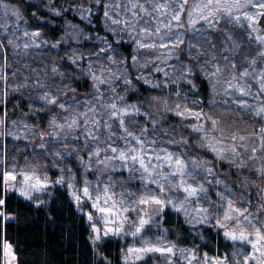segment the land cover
<instances>
[{
  "label": "trees",
  "instance_id": "16d2710c",
  "mask_svg": "<svg viewBox=\"0 0 264 264\" xmlns=\"http://www.w3.org/2000/svg\"><path fill=\"white\" fill-rule=\"evenodd\" d=\"M60 1L0 0L16 14V21L7 26L5 32H1L0 23V150L3 154L14 146L35 145L57 138L50 132L53 129L48 127L47 130V123L56 111L53 108L59 106L66 108L65 112H59L60 116L76 114L82 118L85 114L84 119L95 116L100 122L104 114L116 111L121 113L122 119L134 117L135 122L142 125L140 131L156 139L157 144L177 147L178 142L184 146L182 142H190L196 135L188 125L192 117L167 113L153 121L151 115L145 116L138 110L140 104L159 95L191 99L197 104L193 111L199 132L205 128L203 133H206L209 122L200 120L206 118H201L202 114L210 110L214 96L223 100L221 97L231 86L242 82L257 89L252 73L264 71V9L252 26L236 10L231 17L216 13L215 18L212 14L208 16L209 22L201 19L194 26L185 25L182 39L161 62L153 48L134 50L131 39L107 29L103 19L106 0H90L85 17L73 12L70 5L60 12L53 11ZM62 1L68 3V0ZM126 1L136 4V0ZM12 30L16 31L12 33L14 46L9 37ZM196 40L201 44L198 54L191 49ZM99 46L104 47L93 54L94 48ZM63 47L75 50L78 47L80 51L62 58L59 55ZM110 58L115 60L109 63ZM94 63L101 64L102 69L96 68ZM111 64L114 74L106 71ZM214 64V68L225 69L220 76L211 75L210 67ZM257 95L264 105V93L257 92ZM74 106H85L84 113ZM73 108L75 113H71ZM118 119L116 117L117 122ZM59 120L62 122L64 118ZM23 124L31 131L29 139L18 136L23 130L26 133ZM257 126V130H262L264 120ZM40 130H47L50 134L45 137L50 139L43 137ZM75 139L80 144L84 142L78 134ZM188 149L186 147V152ZM70 160L74 167L79 165V161ZM55 174L51 172L50 177ZM252 176L264 184V173L252 172ZM230 178L239 194L232 198L233 202L248 210L255 209L254 203L262 197L247 194L234 175ZM210 185L202 186L203 193L209 197L203 222L189 225L179 211L166 206L160 212L159 226L178 246L193 248L200 255L226 258L232 243L210 216L222 202ZM0 201H4L0 204V264H3V242L11 247L15 264H127L121 254L124 243L117 237H106L96 248L92 246L85 215L76 208L67 189L56 182L46 202L37 205L15 192H8L0 169ZM259 206H264V199Z\"/></svg>",
  "mask_w": 264,
  "mask_h": 264
},
{
  "label": "rangeland",
  "instance_id": "374dc122",
  "mask_svg": "<svg viewBox=\"0 0 264 264\" xmlns=\"http://www.w3.org/2000/svg\"><path fill=\"white\" fill-rule=\"evenodd\" d=\"M89 2L90 0H68L67 3L61 0L53 11L60 12L70 5L73 12L85 17ZM197 2L198 0H188V6L184 10H179L183 0L159 2L136 0V4L134 2L129 4L126 0L124 2L106 0L104 25L117 36L131 39L134 50L153 48L162 62L168 57H165V54L174 49L176 42L182 39L185 25L194 26L201 20V14L206 17L211 15L210 11L203 8L193 9L191 6ZM202 2L206 3L207 0ZM259 3L264 1L253 0V4ZM236 11L242 18L245 15L256 17V21L262 9L250 5ZM105 12L108 16H105ZM177 12L181 16L179 22L171 19L173 13ZM15 17L13 8L0 3L1 32L2 30L5 32L7 26L16 21ZM114 20L119 23H113ZM255 21H249L250 25H254ZM142 29H147V32ZM15 32L12 30L9 34L13 46L16 41L12 33ZM199 44V40L193 43L191 47L193 53L201 52ZM102 47L94 48L93 54L100 52ZM79 51L78 47L76 50L63 47L59 56L68 58ZM109 52L115 54L113 49H109ZM114 60L115 58L112 60L110 58L108 62L112 63ZM111 65L106 71L114 74V66ZM94 66L98 69L103 67L96 63ZM215 66L216 64L210 67L211 75L220 76L225 69L218 66L214 68ZM160 70L163 71L164 68L160 66ZM172 74L175 75L174 71ZM252 76L257 89L250 88L242 82L231 86L227 94L221 97L223 100L214 96L210 110L202 114L201 118L205 116L206 118L200 120L202 122L207 119L209 122L206 133H203L205 128L199 132L194 119L196 113L193 111L197 109V104L191 99L159 95L149 97L140 104L138 110L145 116L151 115L153 121L167 113H180L177 115L183 118L192 117L188 125L190 131L196 135L190 142H182L185 143L184 146L178 142L175 143L177 147L157 144L156 139L140 131L142 125L136 123L134 117L122 119L121 113L116 111L118 122L116 117L111 115L113 111L104 114L103 122H100L95 116L92 118L86 116L84 119L85 114L82 118L76 114L60 116L59 112H65L66 108L63 106L53 108L56 111L51 114L47 130L48 127L53 129L50 132L57 138L37 142L35 145L14 146L9 148L11 151H5V154L1 153L2 149L0 150V169L5 188L8 192H15L23 198L25 197L21 195V191H27L31 195V199L28 200L40 205L46 202L55 182L61 181L58 184L67 189L76 208L85 215L89 223L92 246L96 248L106 237H117L124 243L121 254L123 262L127 264H189V261L191 264H205V261L207 264H264V240H258L255 235L257 231L264 234V206H259L264 199V184L252 176V172L264 173V127L260 131L257 130L258 123L264 120L262 111L264 105L257 95V92L264 93L261 90V86L264 85V71L255 70ZM74 107L81 108L82 113L86 108ZM72 111L71 113H75L74 108ZM60 118H64V121L58 122ZM73 119L77 121L74 125ZM121 120L125 121L124 128L120 127ZM23 126L26 133L23 130L18 136L29 139L31 131L25 124ZM47 130H40L43 137L49 136ZM77 131L79 133H76ZM129 132L131 135L127 134ZM77 134L83 139V143L76 141ZM172 139L173 137L170 138ZM186 147L189 148L187 152ZM112 148L116 151L113 152ZM97 150L99 155L94 154ZM197 150L202 155L199 156ZM121 152L125 153L124 159L120 158ZM132 156H138V160L134 162ZM169 156L171 160L167 159ZM71 158L79 161L77 167L72 165ZM177 159L181 161L180 165L175 163ZM140 160L144 162L148 172L141 168ZM51 172L56 173L55 177H50ZM6 174H11L15 178H8ZM232 175L243 184L247 194L262 197L259 202L254 203L258 208L248 210L246 206L239 207L233 202L232 198L239 197V194L233 188L230 178ZM25 176L30 179L25 181ZM212 177L218 178L214 181L210 180ZM36 178L46 179L47 187L42 191L37 192L31 188ZM206 183H211L213 193L222 200L217 204L218 210L215 209L210 216L223 229L224 237L226 231L237 235L244 232L248 236L247 241L225 237L232 243L231 251L226 258L200 255L193 248L178 246L159 226L160 212L166 206L179 211L189 225L197 226L196 224L203 222L207 215L200 209H206V204L209 203V197L202 189ZM85 187L89 189L88 196L83 194ZM191 189L196 190L195 194H190ZM74 192L80 196L78 202L72 195ZM150 196L157 197L163 203L159 205L139 203L142 197L148 199ZM225 214L230 218L225 219ZM89 215L92 216L91 220ZM141 216L148 223L140 233L133 235ZM94 226L98 231H93ZM116 229L120 231L117 232ZM253 243H256L255 248L252 246ZM149 246L172 248L174 254L155 251L129 253L130 248L141 249ZM138 256L142 259H137ZM3 264H15L12 249L6 242H3Z\"/></svg>",
  "mask_w": 264,
  "mask_h": 264
},
{
  "label": "snow or ice",
  "instance_id": "6c2138e0",
  "mask_svg": "<svg viewBox=\"0 0 264 264\" xmlns=\"http://www.w3.org/2000/svg\"><path fill=\"white\" fill-rule=\"evenodd\" d=\"M254 6V7H258L260 9H264V3H259V4H253V0H207L206 3H203L202 0H198L197 3H195L193 6V9H205V10H208L211 12L212 14V17L215 18L216 16V13H223L224 15L226 16H229L231 17L232 14H233V10H240L242 8H246L248 6ZM135 7V5H133ZM188 6V0H183V4H181L179 6V10H184L185 7ZM142 7V6H141ZM157 7H160L159 5H157ZM264 15V14H262ZM105 16H108V13L105 12ZM172 20H175L177 22H179L181 20V16L177 13H173L172 17H171ZM201 19H204L206 22H209L208 21V17L204 16L203 14H201ZM244 19L245 20H248V21H251V22H254L256 17L254 16H247L245 15L244 16ZM113 23H119V21H113ZM142 31H145L147 32V29H142ZM34 35H39L38 33H34ZM141 46H143L141 44ZM162 47H165L164 45H162ZM262 55H264V53H262ZM133 59L135 60L136 58L133 57ZM53 71H55V69H53ZM217 71H219V69H217ZM245 75H247V73H245ZM261 90L264 91V85L261 86ZM49 103H55L54 101H49ZM113 109H115V105L112 106ZM179 107V106H177ZM262 111H264V109H262ZM178 115L180 113H177ZM113 117H116L117 113L115 111L112 112L111 114ZM199 115V114H197ZM53 123H55V121H52ZM76 120L73 119L72 120V124H76ZM125 126V121L124 120H121L120 121V127L121 128H124ZM59 127H63V125H59ZM128 135H131V133H127ZM113 152L116 151L115 148H112L111 149ZM131 151H134V150H131ZM95 155H99V150H97L95 153ZM125 157V153L124 152H121L120 153V158L121 159H124ZM131 159L135 162L138 160V156H132ZM167 159L171 160V157H167ZM140 163V166L141 168L144 169L145 172H148V168L145 167L144 165V162L142 160L139 161ZM175 163L177 165H180L181 164V161L179 159H177L175 161ZM6 177L8 178H11V179H14L15 177L11 176V174H6ZM30 179V177L28 176H25V181H28ZM61 181H57V183H60ZM47 187V183H46V179L45 180H41L39 178H36V181L34 184L31 185V188L32 190L34 191H42L44 188ZM69 187H72L71 185H69ZM195 189H191L190 191V194H195ZM105 192H107V189L105 190ZM83 194L85 196H88L89 195V189L87 187H85L83 189ZM21 195L24 196L25 198L27 199H31V195L29 192L27 191H21ZM72 195L74 196V198L77 200V202L79 201L80 199V196L78 194H76L75 192L72 193ZM4 203V201H0V204ZM139 203L142 204V205H145V204H149V203H155V204H162L163 202L158 199L157 197L155 196H150L148 199H145V198H141L139 200ZM170 203V202H169ZM93 207H96V205H93ZM100 211H109L108 209H100ZM200 211H207V209H200ZM230 217L225 214V219H229ZM92 219V216L89 215V220ZM148 223L147 220L144 219L143 216L140 217L139 219V222H138V226L136 227L135 229V232L133 233V235H136L138 233L141 232V230L143 229V227ZM93 231L96 232L98 231L95 226L93 227ZM109 231H112V229H109ZM115 231L119 232L120 229H116ZM255 235L257 236L258 240H264V234L260 233L259 231H257L255 233ZM225 237L226 238H229V239H232V240H240V241H247L248 240V236L244 233V232H241L239 235L235 234V233H232V232H228L226 231L225 232ZM99 237H97L98 239ZM258 242V241H257ZM253 248L256 247V243H253L252 244ZM7 247V246H6ZM160 252V253H169V254H174L173 253V249L172 248H159V247H155V246H149V247H145V248H141V249H129V253H132V252ZM137 259H142V257H137ZM189 264H191V261H189ZM205 264H207V261H205Z\"/></svg>",
  "mask_w": 264,
  "mask_h": 264
}]
</instances>
